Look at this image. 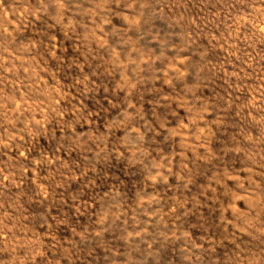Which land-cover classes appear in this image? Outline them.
I'll list each match as a JSON object with an SVG mask.
<instances>
[{
  "label": "rangeland",
  "instance_id": "obj_1",
  "mask_svg": "<svg viewBox=\"0 0 264 264\" xmlns=\"http://www.w3.org/2000/svg\"><path fill=\"white\" fill-rule=\"evenodd\" d=\"M0 264H264V0H0Z\"/></svg>",
  "mask_w": 264,
  "mask_h": 264
}]
</instances>
